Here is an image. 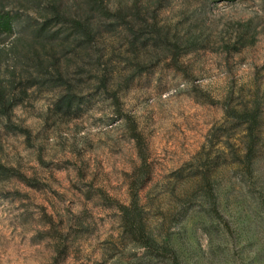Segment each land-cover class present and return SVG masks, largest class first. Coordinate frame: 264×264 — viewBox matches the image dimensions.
Masks as SVG:
<instances>
[{"label": "rangeland", "instance_id": "374dc122", "mask_svg": "<svg viewBox=\"0 0 264 264\" xmlns=\"http://www.w3.org/2000/svg\"><path fill=\"white\" fill-rule=\"evenodd\" d=\"M107 4L149 46L110 33L73 61L77 116L36 89L0 116V163L35 185L0 180V264H264V0ZM13 14L43 20L0 0ZM136 189L164 254L122 231Z\"/></svg>", "mask_w": 264, "mask_h": 264}, {"label": "trees", "instance_id": "16d2710c", "mask_svg": "<svg viewBox=\"0 0 264 264\" xmlns=\"http://www.w3.org/2000/svg\"><path fill=\"white\" fill-rule=\"evenodd\" d=\"M34 2L42 21L32 18L22 21L17 14L0 16V116L3 117H10L13 108L32 89L56 92L57 110L66 115H79L84 98L74 93V82L80 81L70 75L72 62L90 55L94 43L103 40L105 34L125 31L131 36L133 46L138 43L148 47L151 39L146 34L154 32L147 30L150 27L146 24L136 30L135 21L131 25L127 21L130 15H125L120 7L110 9L107 0H74L72 5H67L65 0ZM3 34L11 38L10 45H2ZM152 39L157 47L163 42L160 37ZM179 56L175 53L173 63L179 61ZM245 118L243 122L248 124L249 135L253 136L258 116ZM0 176L1 181L17 178L28 186H35L27 177L15 174L12 168L1 163ZM138 194L136 189L129 205L118 206L122 231L148 252L164 254L147 232Z\"/></svg>", "mask_w": 264, "mask_h": 264}]
</instances>
